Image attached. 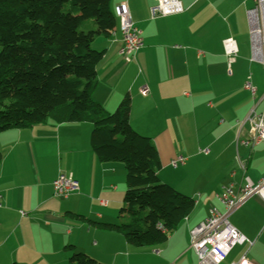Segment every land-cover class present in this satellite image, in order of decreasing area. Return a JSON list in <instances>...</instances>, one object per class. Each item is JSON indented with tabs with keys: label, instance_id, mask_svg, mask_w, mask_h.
<instances>
[{
	"label": "crops",
	"instance_id": "crops-1",
	"mask_svg": "<svg viewBox=\"0 0 264 264\" xmlns=\"http://www.w3.org/2000/svg\"><path fill=\"white\" fill-rule=\"evenodd\" d=\"M181 3L182 15L152 20L154 0H112L113 9L127 4L143 48L126 65L119 56V29L108 39L96 35L92 48L104 58L93 99L113 114L130 98L131 128L151 139L160 182L195 202L192 215L165 245L132 248L120 235L94 226L120 224L125 172L120 164L98 162L90 144L92 125L48 123L9 132L0 135V264H69L76 253L98 264H198L190 233L210 211L224 212L217 200L222 190L233 186L237 193L246 180L264 181V141L251 149L240 144L249 139L243 126L248 117L264 107L258 78L264 68L251 65L247 13L255 2ZM226 41L235 43L241 63L226 56ZM241 64L256 74L254 83ZM248 80L255 96L244 89ZM144 87L147 98L140 94ZM179 157L186 163L173 170L170 163ZM60 174L79 185L67 200L53 196ZM228 220L248 244L235 248L223 264H264V204L253 197Z\"/></svg>",
	"mask_w": 264,
	"mask_h": 264
},
{
	"label": "trees",
	"instance_id": "trees-1",
	"mask_svg": "<svg viewBox=\"0 0 264 264\" xmlns=\"http://www.w3.org/2000/svg\"><path fill=\"white\" fill-rule=\"evenodd\" d=\"M117 29L112 0H0V135L48 123L92 125L98 162L126 172L120 224L94 226L132 248H157L195 202L160 182L153 142L130 126V98L113 114L93 99L104 58L92 48L96 35L108 39ZM69 264L98 263L76 253Z\"/></svg>",
	"mask_w": 264,
	"mask_h": 264
},
{
	"label": "built area",
	"instance_id": "built-area-1",
	"mask_svg": "<svg viewBox=\"0 0 264 264\" xmlns=\"http://www.w3.org/2000/svg\"><path fill=\"white\" fill-rule=\"evenodd\" d=\"M154 2L155 6L150 10L152 20L176 17L184 13L181 0H154ZM254 2L255 8L247 13L252 58L253 62L264 68V0H254ZM114 14L118 21L122 42L119 56L126 65H129L143 48L142 33L135 27L127 4L117 6ZM223 47L226 56L234 61L238 56L235 43L226 41ZM244 89L255 96L256 90L250 80L246 82ZM140 94L143 98H147L149 90L144 87ZM243 126L248 127L249 139L240 143L241 146L250 149L259 146L264 141V107L260 114L253 111ZM202 154L208 155V152L205 151ZM185 163L186 159L179 157L171 161L170 168L177 170ZM52 188L53 196L58 200H67L79 191L78 183L65 174L58 176ZM253 197L258 198L264 204V181L255 185L246 180L245 186L237 193L233 186L222 190L217 200L224 212L210 211L208 218L190 233V249L196 255L198 264H223L235 248L248 244L246 238L230 224L228 218ZM1 208L2 199L0 197ZM238 264H245V262Z\"/></svg>",
	"mask_w": 264,
	"mask_h": 264
},
{
	"label": "rangeland",
	"instance_id": "rangeland-1",
	"mask_svg": "<svg viewBox=\"0 0 264 264\" xmlns=\"http://www.w3.org/2000/svg\"><path fill=\"white\" fill-rule=\"evenodd\" d=\"M236 61L238 62V63H241V61H243L242 59H241V57L240 56H238L237 57V59H236ZM252 64L251 65H253L252 67H254V65H256L254 62H251ZM239 66V65H238ZM241 66H242V68L243 69H246V71H247V75L248 76H252L253 77V83H254V81H256V74L254 73V72H251L250 71V69L248 68V67H245L244 65H242L241 64ZM233 69H234V67H233ZM259 82H260V88H261V90H264V72H262V74H260L259 75ZM246 82V81H245ZM249 97L251 98V96L249 95ZM251 100L253 101V99L251 98ZM254 103H255V101H253ZM244 104V106L246 107L247 105H248V103L245 105V103H243ZM212 127L213 126H216V124H212L211 125ZM140 136H142V135H140ZM143 137V136H142ZM123 167V166H122ZM123 169H124V167H123ZM124 172H125V170H124ZM124 177H126V172H125V174H124ZM126 184H125V180H124V182H123V186H122V189H123V193H122V195H121V199H120V201L121 202H123V198H124V195H125V193H126V186H125ZM119 203V209H118V211H117V216L119 215V212H120V210H121V208H122V203Z\"/></svg>",
	"mask_w": 264,
	"mask_h": 264
}]
</instances>
